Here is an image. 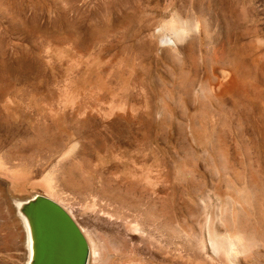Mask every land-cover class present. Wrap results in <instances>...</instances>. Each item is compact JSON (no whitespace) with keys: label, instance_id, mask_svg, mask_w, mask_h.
<instances>
[{"label":"rangeland","instance_id":"1","mask_svg":"<svg viewBox=\"0 0 264 264\" xmlns=\"http://www.w3.org/2000/svg\"><path fill=\"white\" fill-rule=\"evenodd\" d=\"M0 162V264H27L15 202L36 195L87 264L220 263L208 220L264 264V0H0Z\"/></svg>","mask_w":264,"mask_h":264},{"label":"water","instance_id":"2","mask_svg":"<svg viewBox=\"0 0 264 264\" xmlns=\"http://www.w3.org/2000/svg\"><path fill=\"white\" fill-rule=\"evenodd\" d=\"M33 236L31 264H87L89 247L72 216L57 202L36 195L24 208Z\"/></svg>","mask_w":264,"mask_h":264},{"label":"bare ground","instance_id":"3","mask_svg":"<svg viewBox=\"0 0 264 264\" xmlns=\"http://www.w3.org/2000/svg\"><path fill=\"white\" fill-rule=\"evenodd\" d=\"M192 25H190L189 24V22L188 21H184V20H180L179 18H178V16H177V14H173L172 16H171V18H170V20L169 21H166V22H163L161 25H160V30H167V32L166 33H162V35H161V37H160V39H161V41L162 42H165V43H176V41H180V43H181V40L183 41V39L182 38H184V36L190 31V30H193L192 29V27H191ZM193 28H196V26H194ZM179 43V42H178ZM177 44V43H176ZM243 60V59H242ZM239 64H240V62H238ZM234 72H235V70H234V67H232L230 70H228V71H224V72H221V75H222V73H223V77H222V79H224L225 81L224 82H221L220 84H219V87H220V89H222L221 91L223 92L224 90H225V88H227V86L228 85H230L232 82H233V79H234ZM232 85H233V83H232ZM220 91V92H221ZM226 92V91H225ZM219 93V92H218ZM217 93V94H218ZM227 93V92H226ZM221 95V94H220ZM218 96H219V94H218ZM123 104H125L124 102H123ZM118 106V105H117ZM0 169H2V170H4V166H3V164L0 162ZM256 170V169H255ZM258 170V169H257ZM9 171V170H8ZM252 171V170H251ZM260 171V170H259ZM259 171H258V173H259ZM264 172V171H263ZM6 173H8L7 172V170H6ZM11 173V172H10ZM252 173H254V175H252L254 178H256V177H258L259 175L257 174V172L255 173V172H252ZM234 174V173H233ZM239 174V173H238ZM258 175V176H257ZM263 175H264V173H263ZM262 176V175H261ZM47 177V176H46ZM238 177V176H237ZM244 177V176H243ZM252 177V178H253ZM260 177V176H259ZM50 178V177H49ZM239 178V177H238ZM263 178V177H262ZM256 179H259V178H256ZM255 179V180H256ZM46 179L44 178V185H46V187H51L50 186V184H51V182L50 181H48V180H46ZM240 180V179H239ZM244 181V180H243ZM260 181V180H259ZM259 181H257V182H259ZM50 182V183H49ZM242 182V181H241ZM251 182V181H250ZM256 182V187H257V185L259 184V183H257ZM262 182H263V180H262ZM248 184V183H247ZM253 184V183H252ZM251 184V185H252ZM245 185V184H244ZM249 185V184H248ZM250 185V186H251ZM263 185H264V183H263ZM261 186H262V184H261ZM216 187V186H215ZM248 187V186H247ZM254 187V186H253ZM239 188V187H238ZM257 188H259V187H257ZM199 189V188H198ZM250 189V188H249ZM248 188H246V187H241V188H239L238 189V192H240V193H242V196H240L241 198L243 197V194H244V201L243 202H245L246 200H249V194H250V192L249 191H251V190H249ZM254 189V188H253ZM216 192V191H215ZM252 193H254L253 192V190H252ZM255 193H256V191H255ZM254 193V194H255ZM264 189L262 188V189H260V191L258 192L257 191V193L255 194V196L257 197V199L259 200V199H261L264 195ZM222 196V195H221ZM252 196V195H251ZM239 197V198H240ZM34 198V197H33ZM33 198H31V199H29V200H27V201H18V202H15V206H16V208H17V213H18V215H19V217L21 218V220L23 221V223H24V225H25V228H26V230H27V235H28V246H29V252H30V254H29V260H28V262H27V264H31L32 263V259H33V256H34V245H33V236H32V233L30 232V228H29V223H28V219H27V217H26V215L24 214V208L26 207V205L28 204V202L29 201H31ZM236 198V197H235ZM238 199V198H237ZM243 199V198H242ZM256 199V198H255ZM262 200V199H261ZM263 200H264V198H263ZM54 201V200H53ZM234 201V200H233ZM237 201V200H236ZM240 203V202H239ZM242 203V202H241ZM246 204V203H245ZM60 205V204H59ZM244 205V204H243ZM228 207V206H227ZM243 208V207H242ZM240 209V208H239ZM237 210V209H236ZM234 212V211H233ZM200 214V213H199ZM211 216V215H210ZM236 218H238V217H236ZM243 218V217H242ZM247 218V217H246ZM211 219H212V217H211ZM213 220H215L216 221V219H214L213 218ZM221 220V219H220ZM223 221V220H222ZM221 221V222H222ZM226 221V220H225ZM231 221V220H230ZM237 221V220H236ZM233 222H234V220H233ZM246 222V221H245ZM237 223V222H236ZM235 223V224H236ZM225 224V223H224ZM214 225H216V224H214L213 223V221H211V220H208V223H207V231H208V234H209V241H210V245H211V248L213 249V251H214V253L216 254V255H218V257H222L221 259H220V263L221 264H241L239 261H238V259H237V256H238V254L239 253H241V251L245 248V247H247L248 245H249V242H251L249 239H248V237L247 238H245V236H247V233L246 232H244V230H238V229H235V228H233V229H231L230 230V232H228L227 234H218L217 233V231H216V229L214 228ZM240 225H242L241 223H240ZM248 225V224H247ZM246 225V226H247ZM245 226V225H244ZM250 226H251V224H250ZM216 227V226H215ZM218 227V226H217ZM220 227V226H219ZM227 227V226H226ZM244 228V227H243ZM250 228H252V226L250 227ZM254 228V227H253ZM228 229H229V227H228ZM254 229H252L250 232H252ZM259 231V230H258ZM2 232V231H1ZM260 232V234L259 235H261V234H263V233H261V230L259 231ZM253 234H255L254 232H252V234H250L251 236L253 235ZM256 236L258 235V234H255ZM254 236V235H253ZM253 236H252V238H253ZM262 236V235H261ZM260 237V236H259ZM86 238V237H85ZM252 238H251V240H252ZM246 239H248L249 240V242H248V240H246ZM261 239V238H260ZM253 240H255V236H254V238H253ZM253 240H252V242H253ZM208 241V242H209ZM251 242V243H252ZM255 242H257V241H255ZM254 242V243H255ZM205 244V243H204ZM251 246L253 245V244H250ZM255 245V244H254ZM253 245V246H254ZM251 246H250V248H251ZM255 247V246H254ZM248 250H249V248H248ZM248 250H245V251H248ZM252 250V249H251ZM244 251V250H243ZM212 252V251H211ZM255 252V251H254ZM252 253V252H251ZM89 254H90V250H89ZM243 253H241V255H242ZM211 255V254H210ZM212 255H214V254H212ZM220 255V256H219ZM250 255V254H249ZM257 255V254H256ZM215 256V255H214ZM263 256V255H262ZM7 257V256H6ZM88 257H89V255H88ZM216 258V257H215ZM260 258H261V255H260ZM263 258V257H262ZM214 260V258L213 257H211V260ZM252 259V258H251ZM254 260H256L255 258H253ZM206 260V259H205ZM207 260H210V259H207ZM211 260L209 261L210 263H212V262H214V261H212L211 262ZM246 260V259H245ZM244 260V261H245ZM264 260V259H263ZM217 261H218V259H217ZM242 261V260H241ZM251 261H253V260H251ZM258 262L260 261V259H258L257 260ZM88 262V261H87ZM246 262V261H245ZM208 263V262H207ZM209 263V264H210ZM217 263H219V262H217ZM216 263V264H217ZM219 263V264H220ZM248 263H249V260H248ZM247 263V264H248ZM255 263V262H254ZM253 263V264H254ZM213 264V263H212ZM243 264V263H242ZM246 264V263H245ZM257 264V263H256ZM258 264H261V263H258Z\"/></svg>","mask_w":264,"mask_h":264}]
</instances>
